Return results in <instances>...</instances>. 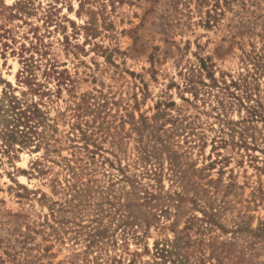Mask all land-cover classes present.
I'll list each match as a JSON object with an SVG mask.
<instances>
[{
	"label": "rangeland",
	"instance_id": "obj_1",
	"mask_svg": "<svg viewBox=\"0 0 264 264\" xmlns=\"http://www.w3.org/2000/svg\"><path fill=\"white\" fill-rule=\"evenodd\" d=\"M0 264H264V0H0Z\"/></svg>",
	"mask_w": 264,
	"mask_h": 264
}]
</instances>
